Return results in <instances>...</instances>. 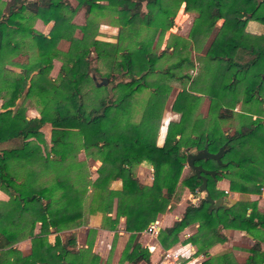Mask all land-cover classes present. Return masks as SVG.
<instances>
[{
	"label": "trees",
	"instance_id": "obj_1",
	"mask_svg": "<svg viewBox=\"0 0 264 264\" xmlns=\"http://www.w3.org/2000/svg\"><path fill=\"white\" fill-rule=\"evenodd\" d=\"M182 2L186 9L197 11L189 31L193 41H199L205 32L206 37L213 33L206 46V66L215 63L206 88L209 112L216 120L229 119L240 103L239 112L250 118L232 132L222 130L213 118L208 124L204 117L194 115L198 92L205 89L183 87L171 105L181 116L167 122L159 144L158 117L169 86L149 75L158 71L156 63L170 46L172 51H180L186 40H174L154 52L150 39L137 44L130 32H135L142 22L159 29L162 39ZM82 8L85 22L77 24L73 16ZM106 15L111 24H122L119 29L128 39L125 46L123 38L112 42L96 37L100 19ZM37 18L53 21L47 33L34 27ZM219 18L223 19L220 25ZM250 20L254 23L248 26ZM61 39L69 41L65 50L58 47ZM29 49L33 50L32 55ZM21 52L24 58L15 60L14 56ZM54 58L62 62L56 76L50 74ZM98 58L105 59L108 66L99 80L94 76L98 68L92 64ZM185 62L193 65L190 58L183 56L166 68H178ZM6 63L19 66L20 71L8 69ZM89 82L93 83L92 104L87 103L90 92L87 96L83 91ZM110 82H115L113 95ZM143 88H148L149 94L141 117L134 120L130 106L136 92ZM4 90L8 96L0 110V188L9 199L0 200V247H7L0 251V263L96 264V253L67 248L75 242L74 232H69L65 241L56 239L60 246L55 256L41 252L52 246L41 234L50 224L54 230L61 228V221L68 227L73 225L82 210L87 185L107 188L110 178L122 181L118 191L108 193L118 194L117 217L124 216V227L131 232L122 257L133 263L148 261L149 251L136 240V235L148 225L152 191H162L157 200L158 212L171 208V199L180 198L179 182L196 192L201 178L192 170L184 177L181 173L186 149H201L206 142L213 152L225 144L222 163L213 158L196 160L206 168L221 170L215 177L206 174L213 198L226 196L216 186L223 177L229 179L231 190L260 192L263 186L264 153L248 142L264 150V0H76L75 5L70 0H0V96ZM25 95L36 97L39 116L27 119L13 115L11 106ZM46 123L51 125L50 145L42 130ZM78 130L84 147H94L102 161L94 180L86 168L60 165ZM143 161L153 168L151 185L141 182L134 171V166ZM44 172L52 174L50 184L42 178ZM77 181L84 186L78 187ZM248 205L254 206L252 202H239V211L235 204L209 208L203 199L189 202L179 218L160 228L159 242L163 247L175 244L187 225L198 222L196 231L183 241L194 244L196 253L205 256L198 264H211L209 246L227 239L221 227L253 232L264 225L261 218L254 219L253 210L246 215ZM37 221L41 222L40 234L34 233ZM26 230L32 245L30 253L22 255L12 244ZM260 248L256 241L244 264H259L264 259ZM218 258L229 264L227 253Z\"/></svg>",
	"mask_w": 264,
	"mask_h": 264
},
{
	"label": "crops",
	"instance_id": "obj_2",
	"mask_svg": "<svg viewBox=\"0 0 264 264\" xmlns=\"http://www.w3.org/2000/svg\"><path fill=\"white\" fill-rule=\"evenodd\" d=\"M53 21L44 22L40 18L34 21V27L38 30L47 33L52 25ZM77 24H81L76 21ZM257 31V30H256ZM78 33V34H77ZM76 34L79 35V31ZM99 38V37H97ZM65 40V39H61ZM61 40L58 43L61 42ZM68 47V46H67ZM66 47V48H67ZM60 48V47H59ZM65 50V48H60ZM29 54H33V50H28ZM24 58L23 53L15 55V60H21ZM61 60L58 58L53 59V67L50 71L52 76H56L59 68L61 66ZM5 66L14 72H19L20 67L6 63ZM8 96L7 92L2 91L0 96V110L4 109L3 101ZM12 107V113L15 116H21L25 118H30L34 116H39V105L37 103L35 96L25 95L18 99L14 106ZM167 124V123H166ZM46 124L42 126L43 127ZM167 126V125H166ZM166 129H161L159 133V144L162 143ZM81 137V136H80ZM158 138V136H157ZM50 140V138H49ZM81 139L78 141L80 142ZM246 141V138L244 139ZM252 147L258 151L264 153V150L256 146L252 141H250ZM51 143H49L50 145ZM54 158V157H53ZM79 163V164H78ZM102 161L94 150L88 155L84 149L75 150L74 147L70 148L65 155V160L61 162V167L72 166L73 169L82 168V170L90 169L92 173L90 177L94 180L98 176V167L101 165ZM134 171L141 182L151 185L153 182L152 169L147 161H143L134 166ZM51 173L48 172L44 174V180L47 184L51 182ZM107 188L94 187L91 184L87 185V190L83 195V207L82 210L76 215L73 225L67 226L63 221H61V228L54 230L53 226L48 225V230H44L41 234L43 240L50 243L52 246H46L47 248H42L41 252L43 254L55 253L60 246L56 244V239L60 242L65 241L67 234L69 232H74L75 242L67 246L69 249H83L90 250L89 252H94L99 255V260L96 264H167L163 257V247L158 239L157 235H154L146 231V227L155 223L159 230L160 228L171 225L175 219L179 218L185 207L189 204L188 199L196 200L194 193L184 190L181 197L177 200H172V207L164 212H158L157 210V200L161 197L162 191L153 190L150 215L148 225L143 228L140 232H137L136 240L149 251V260H140L133 263L128 258L122 257L123 250L130 239L131 232L126 230L124 227L125 218L124 216L117 217V203L118 194L108 193V191H118L122 186V181L119 178H110L107 182ZM78 187H83V182H76ZM229 179L223 177L217 181V187L223 189L226 192V196L223 198L222 204L227 206L228 204H235L239 207V211L242 209L238 206L239 202H252L254 206L248 205L246 207V215H249L252 210L255 214V220L261 218L264 222V183L260 192H242L238 190H231L229 187ZM107 195V197L105 196ZM109 195V196H108ZM105 196V197H104ZM104 198V199H103ZM9 199L8 193H6L2 188H0V200L7 201ZM191 201V202H194ZM111 207L109 210L108 208ZM264 224V223H263ZM198 226V222H192L187 225L179 235L182 242L185 238L193 234ZM29 229V228H28ZM27 231L24 234L18 236L12 246L16 247L21 251L22 255H27L31 251L32 237L27 236ZM221 231L227 236L224 241H217L213 243L208 248L209 257H213L211 264H226L223 259L218 258L222 254L227 253L229 257V264H244L250 255V247L256 242L260 243L259 252H264V225L259 226V229H254L253 232L243 230L241 228L221 227ZM41 232V222L37 221L34 226V233L40 234ZM159 232V231H158ZM20 233V232H19ZM189 233V235H186ZM176 242V243H178ZM175 243V244H176ZM184 254L188 257L185 258V264H198L201 260L205 259V256L201 253H196V246L191 242H184ZM174 245V244H173ZM7 247H0L6 249ZM89 253V256H90ZM208 256H206L207 258ZM197 261L195 262V260ZM86 261V260H85ZM8 264V261H4ZM37 264H45L43 262H38ZM50 264V263H48Z\"/></svg>",
	"mask_w": 264,
	"mask_h": 264
},
{
	"label": "rangeland",
	"instance_id": "obj_3",
	"mask_svg": "<svg viewBox=\"0 0 264 264\" xmlns=\"http://www.w3.org/2000/svg\"><path fill=\"white\" fill-rule=\"evenodd\" d=\"M73 5L76 4V0H70ZM197 11L195 9H186L185 2H182L180 6L177 8L174 16H173V22L172 25L167 28L164 32V35L162 39L159 38V29L154 30L153 26H150L149 24L139 22L135 28V32H130V35L134 36V40H137V44H144L148 39L152 41V45L150 46L154 52H158L159 50L166 47L168 43H172L174 40H186L185 45L181 47V50L179 51V48L174 49L172 51L173 46H170V48L166 51V53L161 56V58L157 61L156 66L158 68V71L155 73H152L149 75V77L152 76V78L156 79V81L161 80L164 81L169 87L166 92V100L162 106V111L159 114V132H158V138L159 140V133L161 129H166V123L171 119H179L181 114L179 112H176L172 110L171 105L172 102L177 94L183 87H189V88H195V89H205V91L199 93L200 96L197 101L196 108L194 109V115L198 117H204L205 120L207 119V123L209 124L211 119L214 117L209 112V104H210V97L206 93V88H209L208 79L209 75L212 73V68L215 66V63L209 62L206 66V46L210 42L213 33H210L208 37H206V32L203 36L200 37L199 41L195 42L193 39L189 36V31L191 29V26L193 25V21H195ZM246 18V17H245ZM110 16L106 15L100 19V23L98 26V30L96 32V37H99L100 39L109 40L112 42H115L117 40L120 41V38H123L122 44L125 46L126 42L128 41L127 35L123 34L121 29L122 24L113 23L111 24ZM73 20L79 23L85 22V16H84V10L83 8L78 10L76 14L73 16ZM223 19L220 18L217 20V24L220 25L222 23ZM253 21H248V26L253 24ZM248 28V27H247ZM125 30V27H124ZM78 32V31H77ZM76 32V33H77ZM128 30H126V33ZM78 34V33H77ZM81 34V33H80ZM133 44V43H132ZM179 44V43H178ZM69 45V41L67 39L61 40L59 47L65 48ZM179 47V46H178ZM30 51V49H29ZM186 56L190 58L193 65H188L187 62L183 63L181 67L178 68H166L167 65L172 64L173 62L177 61L179 57ZM92 64L95 65L98 68L97 72H94L95 79H100L101 75H104L106 71H108V66L106 63V60L103 58L94 59L92 61ZM210 64V65H209ZM173 71V74L167 73L166 71ZM188 75L189 77L185 76ZM119 77V76H118ZM125 80H129V77L125 76ZM106 81H109V79ZM115 82H110V92L115 94V90L113 89V84ZM83 91H86V95L88 96V92H90V95L93 93V83L89 82L85 84L83 87ZM149 94L148 88H143L141 91L136 92L130 109H131V118L136 120L139 119L143 112V107L145 100ZM115 96V95H114ZM93 100V96L87 97V103H91ZM241 104L238 103L234 107L235 114L232 118L224 119V120H216L219 124V127L222 130H227L228 132H232L242 121L248 120L250 118L249 115L246 114V116H242L240 111ZM256 115L253 114L252 117H255ZM45 138L49 143V138L51 137V125L49 123H46V125L43 127ZM81 136V137H80ZM79 139L80 142L78 141ZM245 139V138H244ZM245 141V140H244ZM254 143V142H253ZM248 144L251 145L250 142ZM74 147L75 150L77 149H84L86 152H88V155L95 150L94 147H91L89 149H86L84 147V139L83 135L80 130L76 132V134L73 137V143L69 147ZM196 149L193 147H189L188 151H195ZM139 164V163H138ZM151 166V165H150ZM152 169V176H153V168ZM87 172L90 176L92 171L90 169H87ZM191 172V168H189L186 164L184 165L181 173V177H184L185 175L189 174ZM45 174V172H44ZM44 174L42 178L44 179ZM47 180V179H46ZM44 180V181H46ZM218 181V180H217ZM217 186V183H216ZM178 188L180 193V197L184 190L191 191L186 185H184L182 182L178 183ZM194 193V192H191ZM203 195V194H202ZM193 199L195 198L192 197ZM202 198H197L195 201L192 199H188V202L194 201L198 203ZM175 200V199H171ZM197 259L195 260V262Z\"/></svg>",
	"mask_w": 264,
	"mask_h": 264
},
{
	"label": "water",
	"instance_id": "obj_4",
	"mask_svg": "<svg viewBox=\"0 0 264 264\" xmlns=\"http://www.w3.org/2000/svg\"><path fill=\"white\" fill-rule=\"evenodd\" d=\"M246 16H243L245 18ZM220 19V18H219ZM208 143L206 142L204 147L195 151H188L186 156V165L191 168V170L201 178V182L199 183L196 192L194 193L195 199L202 198L203 200L208 202L209 208L218 207L222 204L223 198H213L210 194V191L207 187L208 177L206 174H210L215 177L217 173L221 170L214 168H206L201 163H196V160L199 159H207L213 158L218 163H222L221 156L225 151V144H222L217 151H209L207 148ZM203 194V195H202Z\"/></svg>",
	"mask_w": 264,
	"mask_h": 264
},
{
	"label": "built area",
	"instance_id": "obj_5",
	"mask_svg": "<svg viewBox=\"0 0 264 264\" xmlns=\"http://www.w3.org/2000/svg\"><path fill=\"white\" fill-rule=\"evenodd\" d=\"M146 231L157 235L159 227L155 223H151L146 227ZM186 235H189L187 233ZM184 243L178 242L174 245L164 248L163 257L167 264H185V258L188 257L184 254ZM264 264V259L259 263Z\"/></svg>",
	"mask_w": 264,
	"mask_h": 264
}]
</instances>
